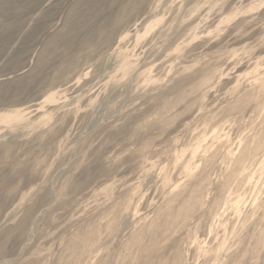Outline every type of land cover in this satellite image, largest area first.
<instances>
[{
    "label": "rangeland",
    "instance_id": "374dc122",
    "mask_svg": "<svg viewBox=\"0 0 264 264\" xmlns=\"http://www.w3.org/2000/svg\"><path fill=\"white\" fill-rule=\"evenodd\" d=\"M0 264H264V0H0Z\"/></svg>",
    "mask_w": 264,
    "mask_h": 264
}]
</instances>
